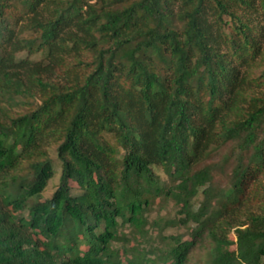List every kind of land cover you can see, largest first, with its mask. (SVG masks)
Listing matches in <instances>:
<instances>
[{
	"label": "trees",
	"instance_id": "1",
	"mask_svg": "<svg viewBox=\"0 0 264 264\" xmlns=\"http://www.w3.org/2000/svg\"><path fill=\"white\" fill-rule=\"evenodd\" d=\"M263 180L264 0H0V264H264Z\"/></svg>",
	"mask_w": 264,
	"mask_h": 264
},
{
	"label": "rangeland",
	"instance_id": "2",
	"mask_svg": "<svg viewBox=\"0 0 264 264\" xmlns=\"http://www.w3.org/2000/svg\"><path fill=\"white\" fill-rule=\"evenodd\" d=\"M23 56V55H22ZM34 59H39L40 56H35L33 57ZM259 71L262 69V67H259ZM258 71V72H259ZM48 153L50 158L54 161V174L51 180L48 182L45 190L42 192V198H50L53 193L56 191L59 181H60V176H61V163L57 159V154L55 151V147L51 146L48 148ZM264 185V180L262 181ZM72 188V191L76 190V187L71 184L70 185ZM264 193H260L257 195L256 198H254V195H252V201H250L249 207H252L255 211H258L260 207L262 208L263 201L260 202V200L263 198ZM176 217V210L173 208L172 203L168 202H159L154 205L153 208L148 210L147 213V224L145 226V229L148 230V235L150 240V244L153 247H156L157 242L155 241L154 243L151 242L152 239H155L157 236V227H153L152 223L155 221L157 223H162V221H165L167 219H174ZM189 227H193L192 224L189 225ZM120 232L123 233V235H126V238L123 239V241H119L117 243H114L112 245L113 251H119L122 248H126L128 250L130 247H132L134 244V234L132 235L131 232H135V229L132 227H123L120 229ZM163 235L165 236H176V235H184V239L188 236V228L185 227H167L163 231ZM150 246V245H148ZM139 249V248H138ZM124 250V249H123ZM110 251H112L110 249ZM112 251V252H113ZM128 252V251H127ZM125 254V253H124ZM150 256H154L150 254ZM203 256V250L200 246L195 245L194 248H192L189 251L188 254V264H202L200 261Z\"/></svg>",
	"mask_w": 264,
	"mask_h": 264
}]
</instances>
